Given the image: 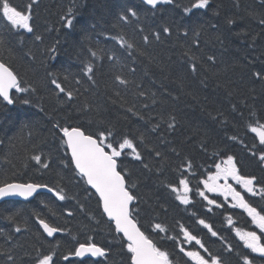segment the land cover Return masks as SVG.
<instances>
[{
    "label": "trees",
    "instance_id": "16d2710c",
    "mask_svg": "<svg viewBox=\"0 0 264 264\" xmlns=\"http://www.w3.org/2000/svg\"><path fill=\"white\" fill-rule=\"evenodd\" d=\"M9 2L30 16L32 31L0 14V61L26 89L12 93V104L0 98V186L47 185L63 189L65 199L41 193L1 203L0 264H36L42 255L54 264H130L127 242L76 172L57 123L93 137L111 132L106 143L116 147L133 141L141 159L124 149L119 171L134 185V219L170 264H195L189 251L218 264H264L238 235L254 231L264 243V232L232 196L207 193L204 184L233 157L237 174L254 178L255 194L236 182L233 189L264 215V144L250 130L264 125V0H209L203 9L192 8L196 0H162L155 8L142 0ZM181 179L186 204L173 191ZM88 243L106 255L77 257Z\"/></svg>",
    "mask_w": 264,
    "mask_h": 264
},
{
    "label": "snow or ice",
    "instance_id": "6c2138e0",
    "mask_svg": "<svg viewBox=\"0 0 264 264\" xmlns=\"http://www.w3.org/2000/svg\"><path fill=\"white\" fill-rule=\"evenodd\" d=\"M147 5L155 8L162 0H144ZM163 2H171V0H163ZM209 3V0H196L192 4L193 9H203ZM186 11H188L186 9ZM0 14L14 27L19 29H25L29 32L32 31L29 19L30 16L24 14L23 12L17 10L13 7L9 0H0ZM135 14V13H133ZM123 19V17H121ZM232 21L229 20V24ZM264 23V20L261 21ZM164 32H170V29L165 27ZM36 39H40L39 36ZM147 40V37H145ZM121 42V46H124ZM129 48L132 47L131 44L127 45ZM93 56L96 55L95 52L92 53ZM110 59L112 57H109ZM209 60L213 57L209 56ZM193 71H195V66H193ZM93 72V68L90 64L84 66V74L89 76ZM259 76L260 74L257 73ZM53 85L61 93H65V88L58 83L55 79L51 81ZM120 83H125L121 80ZM10 89H16L17 92L26 91L22 88L18 82L16 74L4 63H0V98L8 104L14 103L12 97L10 96ZM69 99L72 98L71 92H66ZM23 103H29L28 100H24ZM55 128L59 130L61 134V140L64 145H66L67 150L71 153L72 162L75 165L76 170L79 174L86 178V182L90 185L95 192L99 195V200L103 208V212L107 215L108 220L114 222L115 230L117 233H122L123 238L126 239L127 252L130 254V264H170L168 253L161 251L153 242L150 240L138 227V222L133 219V212L130 209V204L136 199L134 193L129 186L126 177L121 171L118 170L117 158L120 157L124 149H131L135 153V159L140 160L141 155L136 151V147L133 141L127 137L123 138L119 142L118 147L114 146L112 142H107L111 132L107 135L105 132L101 131L94 138L90 134H86L79 126H64L61 127L58 123L54 125ZM171 128L172 125L169 124ZM155 130V129H153ZM255 133L261 144H264V125H259V127H252L250 129ZM159 155V153H157ZM37 163H41V156H33ZM264 160V156L261 157ZM44 167H48L44 164ZM215 175H210L207 181H204L205 187L208 191H216L218 185L216 181L223 177L225 180L228 177H232L238 184H241L244 189L249 193H254L253 179L254 178H244L237 174L236 166L233 163V157L229 156L227 160L221 164L216 165ZM180 185L183 191L186 193L188 191V182L185 179L180 180ZM39 187H47V185H37L33 183H11L5 184L0 187V197L7 195H19L22 197H29L37 190ZM49 192H53L52 188H48ZM173 191H178V189L173 188ZM224 191L230 193L234 200H236L239 207L243 208L248 215L252 218L253 222L257 227L264 232V215H261L256 208L252 207L245 201L239 192L231 188V186L225 184ZM63 189L56 190L54 194L58 199L64 200L65 196L62 194ZM203 195V193H200ZM178 199L182 203H188L186 196H178ZM209 203H214V201H209ZM201 224L204 221H200ZM41 226L48 236H52L54 232L58 231L57 228L50 226L43 220L40 221ZM160 231H164V228L157 224L155 225ZM207 227V225H205ZM19 231V229H17ZM216 235L215 232L212 233ZM240 239L244 242L245 246L250 249L253 253H259L264 256V243L261 242V237L254 231L239 233ZM184 236L187 240H196V238L190 235L187 231L184 232ZM197 244H200L199 240H196ZM183 251V249H181ZM85 254H90L92 257H104L106 255L105 249L98 247L94 243L81 244L75 251L77 257H83ZM187 256L191 257L195 264H218V260L213 257L211 260L204 259L198 252L189 251L186 253ZM11 259V257H9ZM67 259V258H65ZM36 264H54L53 257L51 255L40 256ZM245 264H249L247 258H245Z\"/></svg>",
    "mask_w": 264,
    "mask_h": 264
},
{
    "label": "water",
    "instance_id": "95a60500",
    "mask_svg": "<svg viewBox=\"0 0 264 264\" xmlns=\"http://www.w3.org/2000/svg\"><path fill=\"white\" fill-rule=\"evenodd\" d=\"M142 1H144V0H142ZM150 6V5H149ZM0 63H2V62H0ZM19 82V81H18ZM13 90L14 89H10V96H11V93L13 92ZM68 152H69V155H70V158H71V153H70V151L68 150ZM71 161H72V158H71ZM72 164H73V166H74V168H75V165H74V163L72 162ZM75 170H76V168H75ZM118 170H119V168H118ZM77 172H78V170H76ZM78 174H79V172H78ZM80 175V174H79ZM81 176V175H80ZM82 177V176H81ZM83 178V177H82ZM84 180H85V182H86V178H83ZM13 183H18V182H13ZM8 184H11V183H8ZM23 184H25V183H23ZM86 184H87V182H86ZM4 185H2V186H0V187H3ZM87 186L91 189V190H93L94 192H95V189H93L90 185H88L87 184ZM43 192H47V193H49V194H54V191L53 192H49L48 191V187H39V188H37V190L35 191V192H33V194L31 195V196H29V197H27V198H25V197H22V196H19V195H7V196H3V197H0V204L1 203H3V202H5V201H10V200H18V201H30V200H32V199H34L37 195H39V194H41V193H43ZM96 193V192H95ZM96 195L98 196V198H99V195L96 193ZM134 202V201H133ZM133 202L130 204V209L132 210V205H133ZM101 207H102V205H101ZM102 210H103V208H102ZM105 214V213H104ZM105 216H106V218H107V220H108V217H107V215L105 214ZM134 219V218H133ZM109 221V220H108ZM111 222V221H110ZM113 223V225H114V222H112ZM41 225V224H40ZM42 227V226H41ZM114 227H115V225H114ZM138 227H139V225H138ZM140 228V227H139ZM42 229H43V227H42ZM141 230V229H140ZM43 231H44V229H43ZM142 231V230H141ZM45 232V231H44ZM46 233V232H45ZM56 233H57V231L56 232H54L53 233V235L52 236H49V237H53L54 235H56ZM144 233V232H143ZM47 234V233H46ZM120 235H122V233H119ZM123 236V235H122ZM126 240V239H125ZM127 242V241H126ZM79 258H97V257H92L90 254H85L83 257H79Z\"/></svg>",
    "mask_w": 264,
    "mask_h": 264
},
{
    "label": "rangeland",
    "instance_id": "374dc122",
    "mask_svg": "<svg viewBox=\"0 0 264 264\" xmlns=\"http://www.w3.org/2000/svg\"><path fill=\"white\" fill-rule=\"evenodd\" d=\"M255 127H257V126H255ZM258 127H259V126H258ZM254 134H255V133H254ZM214 175H215V174H214ZM230 181H231V177H228L227 180H225L223 177H221L219 180H217V181H216V184L218 185L217 190H216L217 193L230 194V193H226V192L224 191V186H225V184L231 186V188H232V184H233V183H231ZM235 182H236V181H235ZM235 182H234V183H235ZM236 183H237V182H236ZM177 192L180 193L179 196H186V197H187V200H188V202H189V199H188L189 187H188V191H187L186 193L183 191V189H182L181 186H180V188L178 189Z\"/></svg>",
    "mask_w": 264,
    "mask_h": 264
},
{
    "label": "bare ground",
    "instance_id": "6f19581e",
    "mask_svg": "<svg viewBox=\"0 0 264 264\" xmlns=\"http://www.w3.org/2000/svg\"><path fill=\"white\" fill-rule=\"evenodd\" d=\"M40 164V163H39ZM41 166H42V164H41ZM51 180V179H50ZM43 193H47V192H43ZM185 228V227H184ZM221 236V235H220ZM13 257V256H12ZM174 263V262H173Z\"/></svg>",
    "mask_w": 264,
    "mask_h": 264
}]
</instances>
